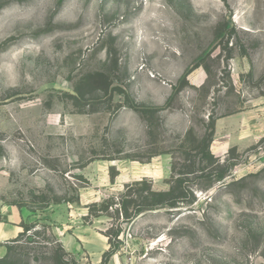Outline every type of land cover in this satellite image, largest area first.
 Masks as SVG:
<instances>
[{"label": "rangeland", "instance_id": "1", "mask_svg": "<svg viewBox=\"0 0 264 264\" xmlns=\"http://www.w3.org/2000/svg\"><path fill=\"white\" fill-rule=\"evenodd\" d=\"M243 110L264 0H0V264H102L110 230L108 264H264V135L209 151Z\"/></svg>", "mask_w": 264, "mask_h": 264}, {"label": "crops", "instance_id": "2", "mask_svg": "<svg viewBox=\"0 0 264 264\" xmlns=\"http://www.w3.org/2000/svg\"><path fill=\"white\" fill-rule=\"evenodd\" d=\"M251 128V119L244 110L217 116L213 122V135L209 143V151L222 154L228 152L233 146L242 150L251 138L264 135V126L253 130Z\"/></svg>", "mask_w": 264, "mask_h": 264}, {"label": "trees", "instance_id": "3", "mask_svg": "<svg viewBox=\"0 0 264 264\" xmlns=\"http://www.w3.org/2000/svg\"><path fill=\"white\" fill-rule=\"evenodd\" d=\"M211 140V139H210ZM155 195L157 196H169L170 190L169 191H153ZM163 198H160V201L154 202V203H146L145 201H138L134 200V208L135 210L132 211L131 213L128 212V209L125 207L121 208L120 212L122 215L127 219V221H132L134 218L139 216L140 214L146 212L149 209H158V208H164V207H176L178 204H180V200L176 198H166L165 200H162ZM169 201V203H167ZM106 235L109 237V244H110V249L106 251L103 254V261L102 264H108L109 258L117 251V248H115L114 244L112 243V238H113V233L112 231H108ZM119 233L116 234L118 236Z\"/></svg>", "mask_w": 264, "mask_h": 264}]
</instances>
